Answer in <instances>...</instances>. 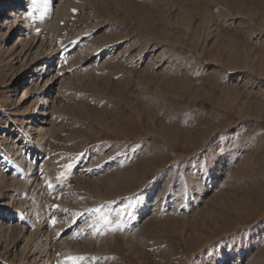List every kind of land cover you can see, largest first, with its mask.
Segmentation results:
<instances>
[{
  "label": "rangeland",
  "instance_id": "rangeland-1",
  "mask_svg": "<svg viewBox=\"0 0 264 264\" xmlns=\"http://www.w3.org/2000/svg\"><path fill=\"white\" fill-rule=\"evenodd\" d=\"M8 1L0 264H264V0H40L30 55Z\"/></svg>",
  "mask_w": 264,
  "mask_h": 264
},
{
  "label": "bare ground",
  "instance_id": "bare-ground-1",
  "mask_svg": "<svg viewBox=\"0 0 264 264\" xmlns=\"http://www.w3.org/2000/svg\"><path fill=\"white\" fill-rule=\"evenodd\" d=\"M13 0H9L8 2H7V4H6V8H7V10H11L12 11V13H11V16H10V18L7 20L8 21V23H7V26H9L12 22H11V19L12 18H14V14H13V12L15 11H17L18 10V12H16L17 14H19V16L18 17H15V20H14V26H15V24H16V27H15V30H14V33H19L21 30H22V25L20 26V24L22 23V22H24V20H25V22H26V26H25V30H24V28H23V33L25 32V31H28V34H27V37H30L29 38V40L27 41V43L25 44V46H24V48H23V52H25V53H29V55H30V53L36 48V46L38 45V43L40 42V41H45V39H46V35H45V30H42V31H40L39 32V34H40V36L39 35H37L36 37H34V38H32V34H35L36 32H35V25L38 23V19H39V17H44L45 19L47 18V12H46V10L45 9H43L41 6H40V0H37V3H33V0H31V5H29V2H28V0L26 1H23L22 2V0H15L14 2H12ZM19 1V2H18ZM11 8V9H10ZM36 9H38V11L36 10ZM15 13V14H16ZM33 14L35 15V19H33ZM57 18H59V17H57ZM57 19H55V21H56ZM44 22H46V21H44ZM57 22V21H56ZM55 22V23H56ZM39 27V26H38ZM19 36H20V34H19ZM14 40V39H13ZM18 41H20V39L18 40ZM50 41V43H49V45H48V47H49V50L50 51H55V46H53V44H54V42H53V40L51 39V40H49ZM12 43H14V42H12L11 41V44ZM16 43H18V42H16ZM22 43V41L21 42H19L18 43V45L20 46V44ZM44 44V42L43 43H41L39 46L41 47L42 45ZM9 48H10V46H9ZM57 50H58V48H57ZM46 52V51H45ZM24 53V54H25ZM21 54H22V52H21ZM26 55V54H25ZM40 65H42V63H41V61H39V62H35L34 64H33V67H31L29 70L31 71L30 73L31 74H35V72L33 71V69H34V66H35V71H36V69H38V67L40 66ZM46 68H48V66H46ZM37 72V71H36ZM50 75H51V72L49 73ZM36 75H33V77H35ZM24 77L25 76H22L21 77V79H24ZM53 79V78H52ZM23 80H21L17 85H16V90L17 91H19V89H20V87H21V82H22ZM52 94V90H50V92H49V94H47V96L48 97H50V95ZM49 99V98H48ZM47 101V100H46ZM46 103V102H45ZM49 111V109L48 108H45V107H43L42 109H40L39 111H37V113L39 114V120L37 121V120H35V122L37 121V122H41V124H43V123H46L47 122V117L50 115V112H48ZM29 124H31V126L29 127V129H28V131H27V133L25 134V136H29L30 137V134L29 133H32V131L35 129L37 132L35 133L36 134V137L35 138H33L35 141H36V143H38L37 145L38 146H33V147H35V148H37V147H42L43 145H44V140H45V138H46V133H47V131L46 130H44V128L41 126V125H39L38 127H37V129L35 128V123H31V122H29ZM9 139H10V137H9ZM13 149H2V150H0V153L2 154V158L3 159H7V153H10L11 151H12ZM14 151H15V153H18V151H16V149L14 148ZM20 160H22V159H20ZM19 160V161H20ZM2 176H5L4 174H1ZM13 183H15V184H19V183H17V181H15V180H13ZM11 198H14V195H11ZM33 204V203H32ZM31 207V206H30ZM29 211V210H28ZM44 219V218H43ZM0 230H1V232L2 233H6V230H5V228L2 226V225H0ZM27 232V229H26V227L24 228V227H22V232H21V234H23L21 237H23V238H26V243H25V245H24V253H26L27 252V254L29 253V254H33V252L34 251H36V247H37V249L39 250V248H38V237H37V235H36V233L34 234V233H31V235H28V236H25L26 233ZM34 250V251H33ZM24 255V254H23ZM26 255V254H25Z\"/></svg>",
  "mask_w": 264,
  "mask_h": 264
},
{
  "label": "snow or ice",
  "instance_id": "snow-or-ice-1",
  "mask_svg": "<svg viewBox=\"0 0 264 264\" xmlns=\"http://www.w3.org/2000/svg\"><path fill=\"white\" fill-rule=\"evenodd\" d=\"M33 3H37V0H33ZM38 11V9H36ZM33 19H35V15L33 14ZM49 187L51 188L52 185L49 184ZM91 213L95 214L99 219H98V222H102L103 225L108 228L109 226L112 225V220L109 218V215L110 214H103V206L101 207H98V208H95V209H90L89 210ZM120 228V224L119 222H117L115 224V226L111 227L110 230L112 231H116V230H119ZM67 261L69 262V264H80V262L84 259L83 257H67L66 258Z\"/></svg>",
  "mask_w": 264,
  "mask_h": 264
}]
</instances>
